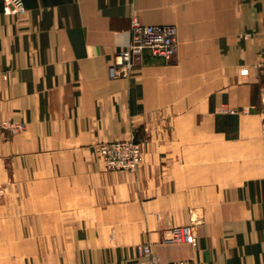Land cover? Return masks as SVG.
Instances as JSON below:
<instances>
[{
	"label": "crops",
	"instance_id": "1",
	"mask_svg": "<svg viewBox=\"0 0 264 264\" xmlns=\"http://www.w3.org/2000/svg\"><path fill=\"white\" fill-rule=\"evenodd\" d=\"M0 0V264H264V0ZM177 27L171 59L115 54L132 19ZM135 139V171L101 143ZM191 224L189 243L162 242Z\"/></svg>",
	"mask_w": 264,
	"mask_h": 264
},
{
	"label": "built area",
	"instance_id": "2",
	"mask_svg": "<svg viewBox=\"0 0 264 264\" xmlns=\"http://www.w3.org/2000/svg\"><path fill=\"white\" fill-rule=\"evenodd\" d=\"M4 14L11 15L25 11L23 0H1ZM177 27L171 24L149 25L143 24L134 18L130 27V42L128 46L115 54L111 66L114 74L131 76L135 67L141 65L146 50L154 56L171 59L176 49ZM264 68V56L254 64L258 71ZM0 127L14 132L19 125H11L7 120L0 121ZM264 140V122L262 124ZM98 151L107 170L135 171L142 161L140 143L134 139L114 140L101 143ZM165 241L189 243L197 245V236L189 225L174 226L163 232ZM141 254L147 255L146 264H163L152 251L151 245L145 243L139 247ZM165 264H198L193 259H181Z\"/></svg>",
	"mask_w": 264,
	"mask_h": 264
},
{
	"label": "rangeland",
	"instance_id": "3",
	"mask_svg": "<svg viewBox=\"0 0 264 264\" xmlns=\"http://www.w3.org/2000/svg\"><path fill=\"white\" fill-rule=\"evenodd\" d=\"M263 124V123H262ZM261 138H262V140H263V136H262V125H261ZM135 140V139H134ZM135 141H137V142H139L140 143V147H141V142L139 141V140H135ZM263 143H264V140H263ZM141 152H142V161H141V163H140V165L142 164V162H143V150H142V147H141ZM99 155H100V153H99ZM100 158H101V155H100ZM101 160H102V158H101ZM102 162H103V160H102ZM103 164H104V162H103ZM140 165L138 166V167H140ZM183 225H189L191 228H192V225L191 224H183ZM174 226H181V225H174ZM174 226H170V227H174ZM170 227H167V228H164L163 229V231H162V234H163V232L166 230V229H168V228H170ZM192 231H193V229H192ZM194 232V231H193ZM195 233V232H194ZM195 235H196V233H195ZM197 236V235H196ZM161 240H162V242H165V243H177V242H171V241H165L164 239H163V235H162V237H161ZM197 240H198V237H197ZM198 242V241H197Z\"/></svg>",
	"mask_w": 264,
	"mask_h": 264
}]
</instances>
